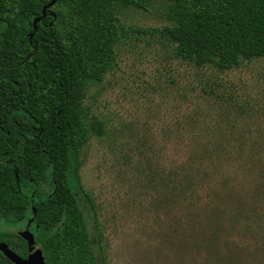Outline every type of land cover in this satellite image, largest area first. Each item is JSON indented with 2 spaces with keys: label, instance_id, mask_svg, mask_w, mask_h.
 <instances>
[{
  "label": "rangeland",
  "instance_id": "1",
  "mask_svg": "<svg viewBox=\"0 0 264 264\" xmlns=\"http://www.w3.org/2000/svg\"><path fill=\"white\" fill-rule=\"evenodd\" d=\"M119 19L127 36L116 47V65L85 100L107 133L84 149L82 188L74 186L98 258L100 231L109 264H264L260 167L248 160L250 148L243 156L234 149L235 140L259 142L264 159V58L225 72L197 68L176 59L162 36L169 25L162 5ZM208 141L221 172L205 190L195 186L194 199L152 183L155 173L182 172ZM232 188L252 209L236 224ZM26 190L33 200L52 186ZM21 231L36 232L31 210L23 221L0 215V233Z\"/></svg>",
  "mask_w": 264,
  "mask_h": 264
},
{
  "label": "trees",
  "instance_id": "2",
  "mask_svg": "<svg viewBox=\"0 0 264 264\" xmlns=\"http://www.w3.org/2000/svg\"><path fill=\"white\" fill-rule=\"evenodd\" d=\"M51 2L0 0V215L23 221L31 210L45 264H109L100 231L97 256L74 186L82 188L84 149L107 133L85 100L116 65V47L127 36L119 16L162 5L169 22L162 36L174 45L176 59L225 72L264 58V0H57L35 32V19ZM235 141L238 156L250 148L248 160L260 167L262 181L255 189L264 192L262 145ZM197 149L182 172L155 173L152 183L170 186L175 198L194 199V187L205 190L221 172L214 141ZM42 183L52 192L32 200L26 189ZM230 195L236 224L249 208L241 190L232 188ZM0 242L27 257L20 236L0 233ZM0 264L12 262L0 253Z\"/></svg>",
  "mask_w": 264,
  "mask_h": 264
},
{
  "label": "water",
  "instance_id": "3",
  "mask_svg": "<svg viewBox=\"0 0 264 264\" xmlns=\"http://www.w3.org/2000/svg\"><path fill=\"white\" fill-rule=\"evenodd\" d=\"M57 0H52V2L44 7L42 11V17H38L34 21L35 32L38 30L37 25L41 22L42 18L46 16L47 10L54 7ZM34 34L31 35L33 37ZM21 238L27 243L30 249L27 259H23L15 252H13L7 244L0 242V252L13 264H45V258L42 250L36 247V239L34 235L29 231H22L20 233Z\"/></svg>",
  "mask_w": 264,
  "mask_h": 264
},
{
  "label": "flooded vegetation",
  "instance_id": "4",
  "mask_svg": "<svg viewBox=\"0 0 264 264\" xmlns=\"http://www.w3.org/2000/svg\"><path fill=\"white\" fill-rule=\"evenodd\" d=\"M22 232V231H21ZM20 232V233H21ZM19 236H20V234H19ZM21 237V236H20ZM1 243H3V242H1ZM4 244H6V243H4ZM8 245V244H7ZM9 246V245H8ZM9 248L13 251V252H15L17 255H19L20 257H22L23 259H27L28 258V255H29V252H30V249H29V251H28V255H27V257L26 258H24L22 255H20V254H18L15 250H14V247H10L9 246ZM29 248V247H28ZM1 253V252H0ZM2 254V253H1ZM3 255V254H2ZM4 256V255H3ZM5 257V256H4ZM6 258V257H5ZM13 264V263H12Z\"/></svg>",
  "mask_w": 264,
  "mask_h": 264
}]
</instances>
